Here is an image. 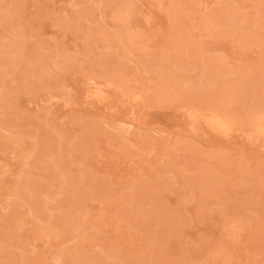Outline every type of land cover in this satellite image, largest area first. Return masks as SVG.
Returning a JSON list of instances; mask_svg holds the SVG:
<instances>
[{
  "label": "rangeland",
  "instance_id": "374dc122",
  "mask_svg": "<svg viewBox=\"0 0 264 264\" xmlns=\"http://www.w3.org/2000/svg\"><path fill=\"white\" fill-rule=\"evenodd\" d=\"M257 111L264 0H0V264H264Z\"/></svg>",
  "mask_w": 264,
  "mask_h": 264
},
{
  "label": "bare ground",
  "instance_id": "6f19581e",
  "mask_svg": "<svg viewBox=\"0 0 264 264\" xmlns=\"http://www.w3.org/2000/svg\"><path fill=\"white\" fill-rule=\"evenodd\" d=\"M235 16V15H234ZM193 52V51H192ZM91 81V80H90ZM93 81V80H92ZM163 83V82H162ZM166 83V82H164ZM93 85V84H92ZM100 84H96V86L93 87L94 93L97 94L98 97H103L104 92L103 89H101V87L99 86ZM92 88V87H91ZM165 88V87H163ZM193 88V87H192ZM159 90H162V87L158 88ZM169 90V89H168ZM236 91V90H235ZM163 92V91H161ZM165 92V89H164ZM168 93V92H167ZM136 95V94H135ZM135 95H133L132 97H136ZM169 95V93H168ZM131 98V97H130ZM192 99V98H191ZM219 99V98H218ZM258 112V111H257ZM198 113V112H197ZM212 114L209 115L206 118V125H208L210 128L214 129V131H218V132H222V133H226L227 131L230 130V126H231V122H230V118L228 115H225L223 112H219L216 110H213L211 112ZM192 115V114H191ZM193 121L196 120V118L198 119V117L192 115ZM250 122L254 127V131L258 134H262L264 133V113H262L261 111L256 113V114H252L251 118H250Z\"/></svg>",
  "mask_w": 264,
  "mask_h": 264
}]
</instances>
